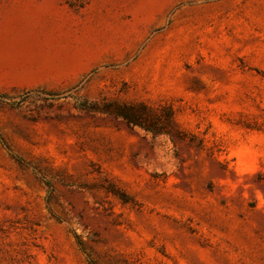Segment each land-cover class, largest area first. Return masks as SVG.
<instances>
[{"label":"rangeland","instance_id":"rangeland-1","mask_svg":"<svg viewBox=\"0 0 264 264\" xmlns=\"http://www.w3.org/2000/svg\"><path fill=\"white\" fill-rule=\"evenodd\" d=\"M6 16L0 264H264V0Z\"/></svg>","mask_w":264,"mask_h":264},{"label":"crops","instance_id":"crops-1","mask_svg":"<svg viewBox=\"0 0 264 264\" xmlns=\"http://www.w3.org/2000/svg\"><path fill=\"white\" fill-rule=\"evenodd\" d=\"M16 20H14V18H12V17L6 16L5 18H3V20H0V23L1 24H12L14 22H22V23L25 22L23 19L22 20L21 19H18L17 21ZM14 39H16V38H12V37H9V36L8 37H1L0 38V41L5 42V43H3L2 45H0V47H9L10 45L8 43L11 40H14ZM0 60H3V59H0Z\"/></svg>","mask_w":264,"mask_h":264},{"label":"trees","instance_id":"trees-1","mask_svg":"<svg viewBox=\"0 0 264 264\" xmlns=\"http://www.w3.org/2000/svg\"><path fill=\"white\" fill-rule=\"evenodd\" d=\"M142 107L144 108V109H149V108H147V106H143L142 105ZM144 127V129H146V130H148V131H154V132H159V133H161L162 131H164V130H158V129H154V128H150V127H148V126H143Z\"/></svg>","mask_w":264,"mask_h":264}]
</instances>
